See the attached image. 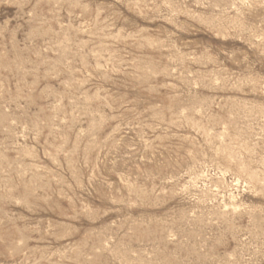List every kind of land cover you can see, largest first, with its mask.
I'll return each instance as SVG.
<instances>
[{"label": "rangeland", "instance_id": "obj_1", "mask_svg": "<svg viewBox=\"0 0 264 264\" xmlns=\"http://www.w3.org/2000/svg\"><path fill=\"white\" fill-rule=\"evenodd\" d=\"M0 264H264V0H0Z\"/></svg>", "mask_w": 264, "mask_h": 264}]
</instances>
